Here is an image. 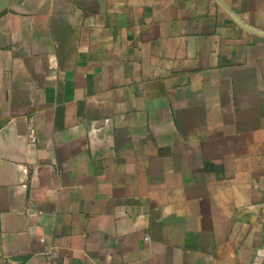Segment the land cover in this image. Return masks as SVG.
Masks as SVG:
<instances>
[{
  "label": "crops",
  "instance_id": "crops-1",
  "mask_svg": "<svg viewBox=\"0 0 264 264\" xmlns=\"http://www.w3.org/2000/svg\"><path fill=\"white\" fill-rule=\"evenodd\" d=\"M0 264H264V0H0Z\"/></svg>",
  "mask_w": 264,
  "mask_h": 264
}]
</instances>
